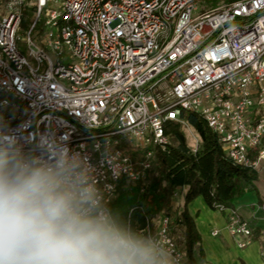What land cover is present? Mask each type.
I'll use <instances>...</instances> for the list:
<instances>
[{
  "label": "built area",
  "instance_id": "built-area-1",
  "mask_svg": "<svg viewBox=\"0 0 264 264\" xmlns=\"http://www.w3.org/2000/svg\"><path fill=\"white\" fill-rule=\"evenodd\" d=\"M205 1L62 0L46 12L56 33L38 45L33 23L25 55L24 5L39 19L57 0H0V160L47 163L85 208L114 219L122 182L144 195L155 161L147 150L137 166L126 148L165 147L166 127L187 125L182 112H194L235 165L264 172V0H215L201 13ZM217 210L237 246H249L250 224L233 208ZM136 211L123 227L150 240L162 264H187L178 221L163 214L133 227Z\"/></svg>",
  "mask_w": 264,
  "mask_h": 264
},
{
  "label": "clouds",
  "instance_id": "clouds-1",
  "mask_svg": "<svg viewBox=\"0 0 264 264\" xmlns=\"http://www.w3.org/2000/svg\"><path fill=\"white\" fill-rule=\"evenodd\" d=\"M0 264H162L147 240L84 207L56 168L0 162Z\"/></svg>",
  "mask_w": 264,
  "mask_h": 264
},
{
  "label": "trees",
  "instance_id": "trees-1",
  "mask_svg": "<svg viewBox=\"0 0 264 264\" xmlns=\"http://www.w3.org/2000/svg\"><path fill=\"white\" fill-rule=\"evenodd\" d=\"M182 118L199 137L198 150L192 152L185 142L181 125L175 123L166 127L169 143L165 147L154 146L145 150L127 147V152L136 160L137 166L144 160L147 150L154 152L155 169L164 177L167 188H158L155 182L151 186V192L139 197V187L132 186V193L127 194L123 181L111 211L114 219L124 226L129 211L137 208L132 226L137 224L139 228H144L146 219L152 220L162 212L171 216L170 203L175 193L185 190L184 210L176 219L182 229L177 244L185 253V262L197 264L196 256H202L201 238L187 210L188 205L196 198L202 197L212 209H217L218 206L232 208L235 200L253 190V184L258 180L259 174L251 168L235 165L224 152L219 137L207 127L200 115L182 112Z\"/></svg>",
  "mask_w": 264,
  "mask_h": 264
},
{
  "label": "crops",
  "instance_id": "crops-1",
  "mask_svg": "<svg viewBox=\"0 0 264 264\" xmlns=\"http://www.w3.org/2000/svg\"><path fill=\"white\" fill-rule=\"evenodd\" d=\"M253 185V190L235 200L232 207L252 228L251 244L245 249H240L226 230V213L212 209L202 197L188 205L187 210L201 238L202 256H196L197 264H264V211L260 207L264 202V172ZM184 191L179 190L174 199L177 217L184 210ZM177 230H182L180 225ZM217 230L219 235L214 236Z\"/></svg>",
  "mask_w": 264,
  "mask_h": 264
},
{
  "label": "rangeland",
  "instance_id": "rangeland-1",
  "mask_svg": "<svg viewBox=\"0 0 264 264\" xmlns=\"http://www.w3.org/2000/svg\"><path fill=\"white\" fill-rule=\"evenodd\" d=\"M62 0H57L56 3H49V5L47 6V8H45L42 11V15L41 18L37 19V13L36 10L34 8V6L32 4H30V2H27L24 5V17H23V21H22V25L18 31V36L19 39L17 40V46L18 49L25 55H27V44L24 41L25 38H27L28 36V32L30 31L31 25L35 22H37V25L34 29V31L32 32V37L35 40V42L38 45L43 46V38L46 34L50 33L51 31H54L56 33V30L52 29L51 27L46 25V20H47V16H46V12L50 11V10H60V4H61ZM219 4V2L212 0V1H205V2H201L199 5V10L201 13H204L212 8L217 7ZM3 10H4V5L0 2V17L3 16ZM63 62L65 63L66 61L63 60ZM181 132L184 135V139L185 142L187 144V146L189 148H192L193 146H195L196 140H198L200 142L199 137L197 136V134L195 133V131L187 124V125H181ZM14 157L11 155H5V157L0 160V162H6L7 161H14ZM155 182H157V187L161 188V189H166L167 188V184L164 180V177L155 169V165H152L151 170L148 173L147 176V181H146V185H147V190L146 193L144 195H140L139 197H143L147 194V192H151L152 191V185L155 184ZM157 188V189H158ZM133 190V187L130 185H127L124 187V191L127 192V194H131ZM127 197V196H126ZM148 198L150 199L151 196L149 195ZM175 199V197H174ZM174 199L171 201L170 206H171V210H172V214L171 217L176 218L177 214H176V210L173 206V203L175 202ZM164 213H160L159 215H157L155 218H153L152 220V225L153 224H157L158 223V217L163 215ZM179 217V216H178ZM177 217V218H178ZM176 220V219H175ZM175 242L178 243L181 235L179 233V230H175L173 233ZM179 246V244H177ZM180 248V246H179Z\"/></svg>",
  "mask_w": 264,
  "mask_h": 264
}]
</instances>
